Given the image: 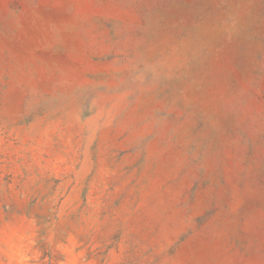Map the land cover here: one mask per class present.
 Wrapping results in <instances>:
<instances>
[{
	"label": "rangeland",
	"instance_id": "obj_1",
	"mask_svg": "<svg viewBox=\"0 0 264 264\" xmlns=\"http://www.w3.org/2000/svg\"><path fill=\"white\" fill-rule=\"evenodd\" d=\"M0 264H264V0H0Z\"/></svg>",
	"mask_w": 264,
	"mask_h": 264
}]
</instances>
